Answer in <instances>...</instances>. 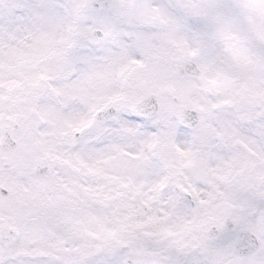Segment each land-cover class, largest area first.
<instances>
[{
    "label": "snow or ice",
    "instance_id": "obj_1",
    "mask_svg": "<svg viewBox=\"0 0 264 264\" xmlns=\"http://www.w3.org/2000/svg\"><path fill=\"white\" fill-rule=\"evenodd\" d=\"M253 19L264 0H0V264H191V227L207 264H264Z\"/></svg>",
    "mask_w": 264,
    "mask_h": 264
},
{
    "label": "rangeland",
    "instance_id": "obj_2",
    "mask_svg": "<svg viewBox=\"0 0 264 264\" xmlns=\"http://www.w3.org/2000/svg\"><path fill=\"white\" fill-rule=\"evenodd\" d=\"M249 24L253 25L252 29L254 30L259 26H264V21H258L253 19L249 21ZM244 39L245 38L242 36L240 42L243 43ZM237 70H238V75H247V74L255 73L258 69L253 59L252 62H248V63L242 62L238 64ZM250 83L251 81L240 84L238 85V88L246 87ZM241 111H242V115L239 117V119L244 123L251 124L252 136L249 137L248 139L255 140V138L259 136V130L261 127L260 121H261V117H264V109L258 107L253 108L245 105Z\"/></svg>",
    "mask_w": 264,
    "mask_h": 264
},
{
    "label": "flooded vegetation",
    "instance_id": "obj_3",
    "mask_svg": "<svg viewBox=\"0 0 264 264\" xmlns=\"http://www.w3.org/2000/svg\"><path fill=\"white\" fill-rule=\"evenodd\" d=\"M223 221L224 217H218L212 221V223L222 225ZM222 230L221 228V231ZM200 232L201 229L199 227H191L190 230H185V232L181 234V243L185 246V254L191 260V264H207L206 249L196 244V240L200 237ZM204 235L208 237L211 233L205 231ZM225 264H227V262H225Z\"/></svg>",
    "mask_w": 264,
    "mask_h": 264
}]
</instances>
